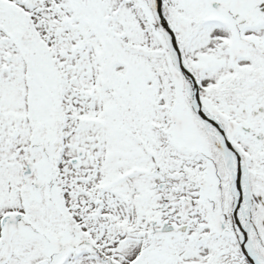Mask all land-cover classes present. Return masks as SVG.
<instances>
[{
  "label": "snow or ice",
  "instance_id": "snow-or-ice-1",
  "mask_svg": "<svg viewBox=\"0 0 264 264\" xmlns=\"http://www.w3.org/2000/svg\"><path fill=\"white\" fill-rule=\"evenodd\" d=\"M0 264H264V0H0Z\"/></svg>",
  "mask_w": 264,
  "mask_h": 264
}]
</instances>
